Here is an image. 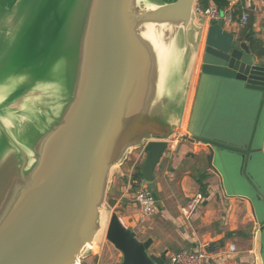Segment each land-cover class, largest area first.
I'll return each instance as SVG.
<instances>
[{"label":"water","instance_id":"95a60500","mask_svg":"<svg viewBox=\"0 0 264 264\" xmlns=\"http://www.w3.org/2000/svg\"><path fill=\"white\" fill-rule=\"evenodd\" d=\"M17 1L0 0V26L13 22L0 36H17L16 26L22 29L18 39L30 42L43 12L19 15ZM198 1L84 0L67 50V92L33 72L35 60L28 71L0 82V141L7 140L0 156V264H80L99 231L112 170L133 149L145 155L142 177L152 192L154 170L170 158L168 140L185 121L204 26ZM28 16L31 22H25ZM149 24L167 27L162 61L141 37ZM221 26L208 25L199 79L209 87L235 84L236 92L261 94L264 102V66ZM19 43H13L14 51ZM28 128L34 132L31 143L19 142ZM185 139L207 146L206 163L215 172L220 170L212 162L220 150L237 153L241 175L247 166L263 169L264 149L256 140L235 145ZM250 187L264 211L263 193ZM115 204L107 200L109 207ZM263 231L264 222H258V245ZM105 237L121 253L120 264H164L165 255L148 253L152 241H138L114 213Z\"/></svg>","mask_w":264,"mask_h":264},{"label":"rangeland","instance_id":"374dc122","mask_svg":"<svg viewBox=\"0 0 264 264\" xmlns=\"http://www.w3.org/2000/svg\"><path fill=\"white\" fill-rule=\"evenodd\" d=\"M83 4L84 0H18L16 3L15 11H17L19 15L27 13L29 9L31 10V17H34L35 15L39 16L40 12H43V15L37 21V26L35 28L32 27V29H34V32L31 36V39L28 40L30 42H25V40L23 39H18L19 34L20 36L22 34V29L16 26L13 28L17 30V36H0V82L6 80V78L8 79V76L10 75H17L21 74L22 72L28 71L29 62H33L35 60L31 67L32 71L36 74H39L40 76L51 78L52 82H56V84H58V87H61L64 92H67L69 80L66 64L67 50L69 47V43L71 44V39L73 38L76 26V20L79 17V13L83 7ZM220 15L222 17L223 12H220ZM6 16V18H13L12 15ZM31 17H25V22H31L33 20ZM11 24H13V22L9 19L6 22V26H0V30H2V27L8 29ZM15 41L20 43L19 48L14 51L13 43H17ZM29 55H31V57L26 58ZM11 61L14 62V68L9 67ZM198 83L199 85L198 87H196V95H194L193 97V105L188 109V113L190 112V115H192V117L190 118V121L188 123L187 121H185L186 128L193 122L194 115H199L202 112L209 120L212 119L219 121L220 125L225 122L226 124H229L230 127L235 129L238 126L243 127L241 128V130L245 132H240L238 136H235V133H232L233 137H227L228 140L230 138H238L247 142L248 140H251V138H254V140H256L258 143L264 144V133H260L259 135H257V133H252L253 129L257 128V126H259L260 124L264 126V102L257 96V94L252 95L249 92H245L243 94L240 92L238 93L233 90H238L236 85L230 83H217L216 85L211 87L207 86L208 81H206L205 84L203 79L198 81ZM206 90L217 93V96H219L220 98V100H217L214 104V110H212L210 106H206L203 110L200 108L199 101L202 97H204ZM30 98L31 100H33L34 95H32ZM14 118L15 115L13 116V119ZM188 118H186V120H188ZM15 124L16 123L14 121L12 124H10L11 126H9V129H11V131L15 130ZM253 124L254 127L252 128ZM189 128L190 127H188V129ZM33 133V130L31 128H28L23 133V135L19 137L18 141H27ZM177 136L171 137L169 143H176ZM6 141L7 140L5 139H2L0 141V156L3 154ZM28 142L31 143L30 138ZM229 142L230 141H228L227 143ZM169 150L171 151L170 147ZM141 154L144 155L142 149L137 148L133 149L129 154L126 155V159L122 163L124 169L126 170L123 171L122 176H118L116 180L117 187H114V182H112V179L115 176L116 170L122 164L112 170L110 182H108V187L105 192L104 202L100 207L99 231L94 239V247H96V249L94 251L90 250L86 252L85 257L81 260V263L83 262L82 264H86V260L90 261L89 264H120V258L122 257V255L106 240V229L109 218L113 213L116 215L118 214L119 216H123L125 211L127 212L126 208L128 207V205H132V202L130 201H121L122 199L120 198V187H122L125 184V181L128 180L129 177H131L135 168L143 164L145 156L142 158ZM160 165L162 167V171L160 172V177L158 180L164 185L168 184L169 188L167 189V192H161L160 194H158L155 187L156 181L153 177V196L157 201L160 200L164 205L172 208L173 201L166 199L167 197L165 196V194L173 193L175 194L176 199H178L180 205H185V199L181 200L175 184L180 179V174L182 172H178L175 175L173 182H171L170 177H163V175L161 176V174L164 170H168V168L172 166V162L168 161V159L162 158V162H160ZM212 166H215L220 170L222 178L221 183L224 191L226 192V195L231 196V194H235L241 197L244 196L250 198L252 200V205L255 209V214L258 222H264V211L258 208V203L254 199L250 191V185L255 186L256 188L259 187L260 193H263L264 195V166L261 165L263 169H261L260 167L257 168V166H247L246 175H241V160L237 153L229 150H220V152H217L214 156ZM179 167L192 173L191 176L194 177V179L201 174H205V160L203 158H201L199 161L193 162L184 160V162L180 164ZM129 170L130 173H126V171ZM108 199L116 200V204L113 207H109L107 205ZM118 203H121V206H119ZM219 204L220 202L215 206L216 210H222L221 207L220 209H217L219 208L217 207L219 206ZM225 209H227V207H225ZM128 213H137V211L136 209H133L128 211ZM222 213L225 212H223L222 210ZM146 219L143 221L139 219L140 222L134 225H130L131 222H129L127 223L128 225L126 224L125 226H123L125 228L129 227L130 229H128L131 231L134 230V232H139L142 231L143 226L146 225ZM248 224L250 226H253L251 218L248 219ZM263 241L264 236L262 235V244Z\"/></svg>","mask_w":264,"mask_h":264},{"label":"crops","instance_id":"0c3cea01","mask_svg":"<svg viewBox=\"0 0 264 264\" xmlns=\"http://www.w3.org/2000/svg\"><path fill=\"white\" fill-rule=\"evenodd\" d=\"M235 6H240L241 11L245 10L249 13L252 33L255 38L264 43V3H247L245 0H234L230 3V7L233 8ZM207 30L208 26H203L197 67L191 83L185 110V121H187V123L192 117L190 112L188 113V109L193 105V97L196 95V87L199 85L201 56ZM221 30L223 33L232 36L234 41L245 43L250 49L248 42L244 40L243 30L237 25L221 26ZM253 56L259 65L264 66V60L262 58H258L255 55ZM249 93L252 95L257 94V96L262 99L261 94L254 92ZM217 95V93L206 90L204 97L199 101L200 108L203 110L206 106H210L212 110H214V104L217 100H220ZM186 118H188V120H186ZM185 121L182 128L185 136L181 138L177 136V141L173 143L174 145L172 142L170 144V140H168L169 147L171 148V155L168 161L172 162V166L168 168V170H164L161 176L170 177V181L173 182L175 175L178 172H182L180 174V179L175 183L181 200L185 199V203L187 204L191 197L199 193L202 195L203 201L197 211L188 217H184L182 211L186 204L184 203L185 205L181 206L175 194L167 193L165 194L167 197L166 199L173 201L172 208L164 205L159 200L158 202H160L162 207L158 210L160 213H155L151 216L153 218H147V223L143 226L142 231L134 232V230H132V232L135 233L137 240L140 242H145L147 240L152 241L148 253L155 257H159L160 255H165L166 257L169 254L182 250H204L207 253L205 264H264V241L263 244L260 242V245L257 243L256 224L258 220L255 221L252 216V207L248 198L235 194L227 196L222 187L221 173L215 172L206 163V157L209 154L207 146L200 142L189 143L185 139L186 137H194L208 141L217 140L226 143L230 141L229 143L231 144L245 145L248 143L250 144L254 138H251V140L247 142L238 138L234 139L240 141H235L232 138L228 140L227 137H233L232 133L238 136L240 132H245L241 130L243 127L238 126L235 129L225 122L220 125L219 121L209 120L202 112L199 115H194L193 122L187 126V128ZM188 127L190 128L188 129ZM253 127L254 124L252 128ZM182 130L180 132H182ZM252 133H257V135L264 133V126L260 124L257 128L253 129ZM261 146L264 149V144L261 143ZM190 154L193 156L190 157ZM141 155L142 158L145 156L143 154ZM199 158L205 160V174H202L206 177L203 181V184L206 186L204 194L200 192L196 179L191 176L192 173L179 167L184 160L193 162L199 161ZM160 162H162V160ZM161 168L159 163L153 173V177L156 181V192L158 194L167 192L169 188L168 184L164 185L158 180L160 172L162 171ZM125 170L123 164L116 170L115 176L112 179L114 187H117L116 180L118 176H122ZM126 173L129 174L130 170L126 171ZM133 192L132 182L129 177L128 180L125 181V184L120 187V198L122 202H132V205L129 206L127 204V212L125 211L123 216L117 214L124 226L129 222H131L130 225L140 222L136 215L137 213H128V211L136 209L133 203ZM219 202L220 204L217 206L219 208L217 209L221 207L225 213H222V210H216L215 206L218 205ZM225 207H227V209H225ZM249 218L252 219L254 227L248 224ZM126 228L128 229L129 227ZM262 235L264 236V231L261 237ZM229 247H232L233 251H229ZM90 249L93 251L96 249L94 243H92ZM85 262L89 264L90 261L86 260ZM82 263L80 262V264Z\"/></svg>","mask_w":264,"mask_h":264},{"label":"built area","instance_id":"2783aa9c","mask_svg":"<svg viewBox=\"0 0 264 264\" xmlns=\"http://www.w3.org/2000/svg\"><path fill=\"white\" fill-rule=\"evenodd\" d=\"M247 3H264V0H245ZM196 12L202 18L204 26H208L211 22L222 26L237 25L239 28H244L249 20V13L245 10L237 17H233V13L230 8L223 11L221 17L220 11L210 3L207 8L201 9L196 6ZM184 133L180 132L178 138L184 137ZM177 138V137H176ZM136 188L133 192V201L136 206L137 215L141 221L153 216L158 212V201L153 196L152 192L144 184L143 180L140 183L134 182ZM202 195L197 193L191 197L185 207L182 214L184 217H188L193 214L199 208L202 203ZM229 251H233L232 247H229ZM207 253L204 250L187 251L182 250L176 253L169 254L165 257L164 264H205Z\"/></svg>","mask_w":264,"mask_h":264},{"label":"trees","instance_id":"16d2710c","mask_svg":"<svg viewBox=\"0 0 264 264\" xmlns=\"http://www.w3.org/2000/svg\"><path fill=\"white\" fill-rule=\"evenodd\" d=\"M232 1L234 0H199L197 5L201 9H205L208 7L210 3H212L220 12H223L224 10L230 8L233 13V17L235 18L241 13V9L240 6H235L233 8L230 7V3ZM242 30H243L244 40L249 44L250 52L256 57L262 58L264 60V43L261 40L254 37L251 30V23L249 20L247 25L244 28H242ZM205 178L206 177L202 174L195 178L199 186V190L202 194L205 193V189H206V186L203 184ZM130 180L132 182V190L134 191L136 188L134 182L140 183L143 180L142 165L135 168L134 172L130 177Z\"/></svg>","mask_w":264,"mask_h":264},{"label":"bare ground","instance_id":"6f19581e","mask_svg":"<svg viewBox=\"0 0 264 264\" xmlns=\"http://www.w3.org/2000/svg\"><path fill=\"white\" fill-rule=\"evenodd\" d=\"M165 30H167V27L149 24L143 28V32L141 34V37L154 47L157 58L160 59V61L163 60L167 50L164 42V35H162Z\"/></svg>","mask_w":264,"mask_h":264}]
</instances>
